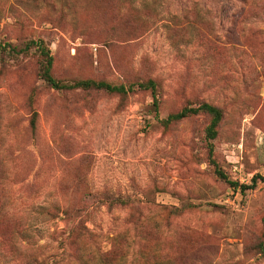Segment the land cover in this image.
Instances as JSON below:
<instances>
[{"label": "rangeland", "instance_id": "374dc122", "mask_svg": "<svg viewBox=\"0 0 264 264\" xmlns=\"http://www.w3.org/2000/svg\"><path fill=\"white\" fill-rule=\"evenodd\" d=\"M37 40L55 79L131 91L50 89ZM201 103L215 139L161 124ZM259 177L264 0H0V264H264Z\"/></svg>", "mask_w": 264, "mask_h": 264}, {"label": "trees", "instance_id": "16d2710c", "mask_svg": "<svg viewBox=\"0 0 264 264\" xmlns=\"http://www.w3.org/2000/svg\"><path fill=\"white\" fill-rule=\"evenodd\" d=\"M30 47H33L37 51L40 57V64H39L40 79L46 85H48V87L52 90L63 92V91H72V90H91L93 89V90H101L109 94H116L119 96H126L128 91H131V88L126 89L123 85H112L104 81L81 80V81H73V82L67 83L61 80H57L51 74V68H52V62H53L52 56L48 48H46V46L42 42V40L30 41L27 44L26 48L28 49ZM137 87L141 90L149 91L151 94L152 100H153L154 107H158L159 101L157 97V86L154 81L147 80L144 82H140L137 84ZM199 114H204L210 118L209 123L207 127L205 128V139L207 141H211L215 139L217 135V127L221 121L222 114L218 108L208 103H201L196 107L186 106L180 109L176 113H171L167 115V117L164 120H162L161 124L164 127H166L173 122L181 121L186 118L196 116ZM35 117H36V114L34 113L33 119L31 121L32 126H34ZM211 155H212V146L208 144V156L211 157ZM210 162L214 167V173L217 176V178L225 181L229 185V187L232 188L233 190L239 189L243 191L245 189H251L252 187H254L256 183V178H258V176L252 177L251 185L244 186V185L238 184L237 182H232L228 180L226 176L223 174V172L220 169H218L215 162L213 160H210ZM259 179L264 180V177L263 178L259 177ZM263 232H264V215H263ZM258 249L261 253L264 254L263 245H260Z\"/></svg>", "mask_w": 264, "mask_h": 264}]
</instances>
